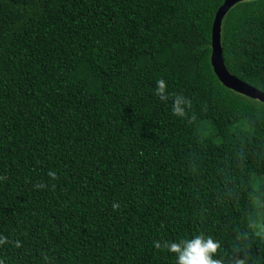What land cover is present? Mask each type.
Returning a JSON list of instances; mask_svg holds the SVG:
<instances>
[{"label":"trees","instance_id":"trees-1","mask_svg":"<svg viewBox=\"0 0 264 264\" xmlns=\"http://www.w3.org/2000/svg\"><path fill=\"white\" fill-rule=\"evenodd\" d=\"M225 2L0 0V264H175L156 243L201 233L264 264V103L214 71ZM221 37L264 92V0Z\"/></svg>","mask_w":264,"mask_h":264},{"label":"clouds","instance_id":"clouds-1","mask_svg":"<svg viewBox=\"0 0 264 264\" xmlns=\"http://www.w3.org/2000/svg\"><path fill=\"white\" fill-rule=\"evenodd\" d=\"M157 95L162 100L167 99V91L163 80L158 82L156 88ZM184 103L183 99L178 97L174 102V111H181L180 105ZM163 247L169 253L174 254L175 264H222L218 258L219 242L211 236L204 234H195L191 238H184L175 241H165L161 245L158 241L156 247ZM235 264H244L243 260L237 258Z\"/></svg>","mask_w":264,"mask_h":264},{"label":"water","instance_id":"water-1","mask_svg":"<svg viewBox=\"0 0 264 264\" xmlns=\"http://www.w3.org/2000/svg\"><path fill=\"white\" fill-rule=\"evenodd\" d=\"M242 1L244 0H226L216 15L212 35V65L216 75L226 87L264 103V92L234 76L227 68L223 57L221 41L223 20L230 8Z\"/></svg>","mask_w":264,"mask_h":264}]
</instances>
